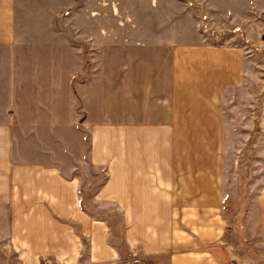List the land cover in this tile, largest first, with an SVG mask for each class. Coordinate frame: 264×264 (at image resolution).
<instances>
[{"label": "crops", "instance_id": "0c3cea01", "mask_svg": "<svg viewBox=\"0 0 264 264\" xmlns=\"http://www.w3.org/2000/svg\"><path fill=\"white\" fill-rule=\"evenodd\" d=\"M154 1L127 45H100L98 13L83 10L72 77L106 73L78 79L72 108L51 99L68 96L67 57L58 70L43 59L67 49L21 45L19 0H0V264H227L224 109L249 94L244 52L224 35H250L264 0ZM84 41L106 57H83ZM69 131L86 151L70 152ZM262 182L246 217L264 227Z\"/></svg>", "mask_w": 264, "mask_h": 264}, {"label": "rangeland", "instance_id": "374dc122", "mask_svg": "<svg viewBox=\"0 0 264 264\" xmlns=\"http://www.w3.org/2000/svg\"><path fill=\"white\" fill-rule=\"evenodd\" d=\"M47 1L19 0L17 11L19 39L21 45L53 44L54 46V43L59 45L62 42L67 49L66 53L57 49L51 56H43V59L45 63L55 64L53 67L58 70L59 66L56 63L60 58L67 57L68 96H54L53 92L51 99L53 106L74 108L78 100L74 96L75 83L82 77L81 82L86 85L88 80L97 73L95 72L97 67H94L92 63L84 66L82 75L77 79H75L76 76L72 77L76 70L77 40L75 31L77 23L80 22L81 28L83 22L85 32L90 35L88 18L84 14L81 19L83 10H96L98 13L100 45H127V42H141L142 27L137 14L149 8L155 9L156 3L154 0H99V3L95 5L92 0H50L51 3ZM96 1L98 2V0ZM151 2L154 3L153 6H151ZM49 5L52 6V13L48 12ZM163 8L165 7H159V9ZM180 8L177 5L175 7L178 10ZM59 12H61V18H55L56 13ZM77 13H81L79 20L76 18ZM136 15L137 17H135ZM256 25L260 27L259 30ZM249 28L250 35L242 32L240 27H232L224 35L230 44L228 46L238 47L244 52L247 62L246 72L248 73L245 89L249 94V97L243 98L236 92L231 93L230 97L226 99L224 109V121L227 124L225 129L227 141L223 147L224 171L227 174L224 186L226 192L225 214L229 223L227 264H264V227L257 224L255 219L249 220L246 217L248 212L246 209L247 187L252 183H260L261 179L264 180V170H262L264 169V155L260 153L264 151V20L259 19L254 26ZM82 32L83 30H81V35ZM246 37L253 38L256 43L251 45L250 42H247ZM85 38L87 41V37ZM104 53L105 50H92L90 45H83V57L101 59ZM102 70L103 66L101 65L96 71H99L101 75L106 73L105 68V71ZM49 77L53 79V85L58 86V74ZM71 78H73L72 84L69 81ZM70 85L73 92L69 91L71 90ZM85 94L88 95V91ZM56 115L61 120L60 115ZM68 117L70 118V115ZM61 134L64 137V133L61 132ZM247 134H249L248 140ZM65 138H67L70 152L76 153L77 148L79 150L82 146V142L76 139V133L69 131ZM19 140L22 141V138ZM55 140V138H49L46 139V142L52 152L51 155L55 154L57 157L59 147L55 145ZM243 141L244 145L241 143ZM253 144H255L254 147ZM82 147V151H86L87 147ZM36 152L38 151L36 150ZM259 165L261 170L257 168ZM254 166L257 170L253 172ZM263 186L262 182L257 189Z\"/></svg>", "mask_w": 264, "mask_h": 264}, {"label": "built area", "instance_id": "2783aa9c", "mask_svg": "<svg viewBox=\"0 0 264 264\" xmlns=\"http://www.w3.org/2000/svg\"><path fill=\"white\" fill-rule=\"evenodd\" d=\"M137 262H138V261H133V263H132V264H137Z\"/></svg>", "mask_w": 264, "mask_h": 264}]
</instances>
